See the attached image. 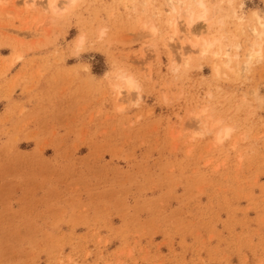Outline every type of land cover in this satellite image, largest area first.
<instances>
[{"label":"rangeland","instance_id":"rangeland-1","mask_svg":"<svg viewBox=\"0 0 264 264\" xmlns=\"http://www.w3.org/2000/svg\"><path fill=\"white\" fill-rule=\"evenodd\" d=\"M202 2L0 0V264H264V0Z\"/></svg>","mask_w":264,"mask_h":264},{"label":"bare ground","instance_id":"bare-ground-1","mask_svg":"<svg viewBox=\"0 0 264 264\" xmlns=\"http://www.w3.org/2000/svg\"><path fill=\"white\" fill-rule=\"evenodd\" d=\"M71 2H74L75 0H69ZM175 0H169V2L171 4L174 3ZM180 2V1H179ZM193 2H195L196 6L204 9V4L202 2V0H193ZM182 3L186 8H185V14L188 16V26L189 28H193L195 26L196 23L200 22V21H205V12H202L200 15L195 16V12L193 9V5L192 4H187L185 5V3ZM260 25L263 27L264 29V25L260 23ZM255 38H261L264 34V32H258L257 29H251L250 31ZM262 43V42H261ZM249 45V44H248ZM196 46V45H195ZM240 46L241 45H234L232 48H228L222 55L221 54H216L214 57L216 59V63L214 62V70L216 71L217 74L220 73L221 71V66L226 68V69H230L231 68V63L234 61L236 62L239 54H237L240 51ZM212 47V43H206V47L203 48V54H206L208 52V50ZM232 50H234L233 52H235L234 54H232ZM263 51L262 50V46L260 45V43L258 41H255L252 43V45L250 46V49L248 50L247 53V59L244 62V69H248L249 66L257 59L261 58V56H263ZM240 60V59H239ZM120 80L121 83H123L126 88L130 91L132 90H137L138 87L136 85V83L128 77L125 76H120ZM118 90L119 93L121 94V90H123L122 86H118ZM201 115H198V119H200ZM196 118V119H197ZM200 123V122H199ZM221 140V138H220Z\"/></svg>","mask_w":264,"mask_h":264}]
</instances>
